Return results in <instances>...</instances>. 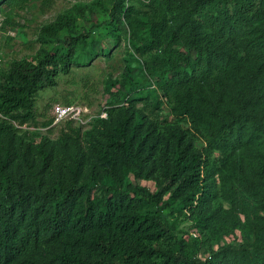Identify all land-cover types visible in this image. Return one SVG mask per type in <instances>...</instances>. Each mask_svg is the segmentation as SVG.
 I'll return each mask as SVG.
<instances>
[{
  "label": "trees",
  "instance_id": "obj_1",
  "mask_svg": "<svg viewBox=\"0 0 264 264\" xmlns=\"http://www.w3.org/2000/svg\"><path fill=\"white\" fill-rule=\"evenodd\" d=\"M15 1L0 0V10ZM173 1L189 27L184 65L192 73L178 80L179 85L192 87L201 80L204 67L220 69L232 62L245 68L250 87L233 76L228 95L236 100L235 108L212 102L216 126L204 124L188 103L172 106V116H149L132 104L142 96L126 90L125 102L112 105L84 143L75 142L73 153L60 141L40 146L24 142L0 118V264H264V241L237 248V259L227 246L199 258L201 242L196 238L159 246L173 235L163 213L169 200L177 203L174 211L190 213L200 227H206L214 214V194L206 178L211 158L197 147L198 139L209 148L227 140L234 128L237 132L248 127L249 137L259 138V151L245 161L239 176L251 199L264 204V100L257 105L247 96L264 91L256 84V79L264 82V58L249 62L235 52L237 43L225 46L232 32L244 28L264 50V0ZM204 3L217 7L216 15L206 18L210 40L198 35L197 27L206 26L194 18ZM110 24L107 19L104 26L73 31L71 16L64 14L42 26L39 41L48 48L14 59L0 70V117L20 109L28 112L37 90L55 86L60 74H69L73 65L88 64L94 52L107 55L102 37L116 36ZM165 91L152 97L154 108L161 109L163 96L169 102ZM130 175L154 180L157 189L131 184Z\"/></svg>",
  "mask_w": 264,
  "mask_h": 264
},
{
  "label": "rangeland",
  "instance_id": "obj_2",
  "mask_svg": "<svg viewBox=\"0 0 264 264\" xmlns=\"http://www.w3.org/2000/svg\"><path fill=\"white\" fill-rule=\"evenodd\" d=\"M173 2L17 0L1 9L0 55L5 69L14 59L34 56L48 48V45L39 41L41 27L54 23L64 14L71 16L75 26L73 31L77 28L88 30L93 24L103 25L105 20L110 19V26H114L116 36L103 33L102 44L108 49L107 55L94 52L88 64L73 65L69 74H60L55 86L37 90L32 107L28 110L29 116L25 109H20L0 118L10 123L24 142L40 146L42 143L60 141L73 153L75 142L84 143L87 133L98 125V119L105 118L112 105L124 103L122 96L129 90L132 94L142 96L133 100L132 104L149 116H172V106L181 108L183 103H188L199 112L204 124L208 122L216 126L219 120L212 113V102L231 104L235 108L233 105L236 100L228 95L231 80L237 75L239 82L250 87L247 72L242 64L238 67L232 62L220 69L204 67L200 81L192 87L180 86L178 80L192 73V69L184 65L189 27L183 21L182 10ZM79 8L87 15L83 16ZM125 12H128L129 18L125 17ZM216 13L217 7L213 8L209 4L204 3L197 8L194 18L197 21L202 19L201 24L206 26L201 29L197 25L198 35H204V40L211 39L207 33L211 32V25L206 22V18L210 19ZM101 30V27L96 29ZM59 33L63 34L64 31ZM251 37V32L240 28L231 33L225 46L233 41L237 43L235 52L238 55H243L249 62L260 60L264 58V50L257 47ZM256 80V84L264 87V82ZM219 82L227 85H220ZM110 83H114L115 87L110 86ZM164 89L169 102L163 96L164 104L161 109H156L151 99L156 94L160 96ZM247 96L259 105L264 100V91L257 89ZM63 108H67L66 113L61 112ZM184 123L188 125V122ZM249 135L248 127L237 132L234 128L227 140L213 142L209 148L203 139L196 140L197 147L211 158L206 178L210 180L208 187L214 194L210 202L214 214L206 221V227H200V222L190 213L185 210L174 211L177 203L169 200V206L163 209V213L173 226V235L159 243L161 248L169 247V240L196 238L201 242L197 252L199 258H207L212 252L227 246L230 254L237 259V248L263 243L264 227L261 223L264 224V204L251 199L245 182L239 176L245 161L258 156L259 138ZM127 180L131 184L146 186L150 191L157 189L152 179H135L130 175ZM167 198L168 194L163 197L164 200Z\"/></svg>",
  "mask_w": 264,
  "mask_h": 264
},
{
  "label": "built area",
  "instance_id": "obj_3",
  "mask_svg": "<svg viewBox=\"0 0 264 264\" xmlns=\"http://www.w3.org/2000/svg\"><path fill=\"white\" fill-rule=\"evenodd\" d=\"M3 67V58H2V56L0 55V70H1V68ZM61 112L62 113H66L67 112V108L66 109H62L61 110Z\"/></svg>",
  "mask_w": 264,
  "mask_h": 264
}]
</instances>
